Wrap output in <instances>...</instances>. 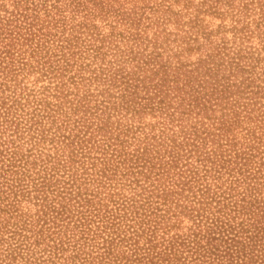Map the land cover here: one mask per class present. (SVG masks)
I'll use <instances>...</instances> for the list:
<instances>
[{
	"label": "trees",
	"instance_id": "trees-1",
	"mask_svg": "<svg viewBox=\"0 0 264 264\" xmlns=\"http://www.w3.org/2000/svg\"><path fill=\"white\" fill-rule=\"evenodd\" d=\"M114 1L10 0L12 6L9 7L0 0V87H9L10 81L16 79V68L21 70L26 65L31 66L33 61L44 67L42 73L45 77H58L61 72H52L54 64L60 59L67 60L65 52L76 39L72 32H82L76 31V27L87 24L86 20L94 14L95 8L115 13L117 18L114 19L120 23L135 12L122 3L115 7ZM212 1L216 4L222 0ZM223 1L232 3L231 0ZM240 6L249 16L245 26L253 23L256 28L264 27V0H248ZM66 8H69V14ZM65 30L67 34H64ZM252 34V31L248 32L249 36ZM55 35L58 36L54 39ZM143 40L141 34L136 33L134 44L129 48L133 55L126 53L119 64L94 66V74L89 78L100 76L104 85L94 94L78 92L77 84L84 86L82 80L87 76H68L69 81L76 80V92L66 89L63 93L74 117L42 114L48 124L53 123L55 117L60 119L50 133L43 132V127L38 133L40 126H36L39 122L36 114L49 108L50 102L36 97V106L27 118L30 120L28 130L32 124L38 129L35 144L40 140L57 141L59 148L52 145L56 153L64 149L70 139L72 151L75 149L81 157L88 156L92 160L89 167L88 162L83 164L80 161L78 175L84 176V180L91 176L90 167L95 163L96 177L102 179L104 176L98 182H102L111 195L121 193L115 190L113 181L117 173L125 179L129 175L133 177L128 181V184L134 182L130 196L121 193L122 201L114 199L117 207H130L127 210L130 220L117 224L123 225L122 230L128 235L124 232L119 237L115 232L118 242L128 241L127 248L121 257L115 256L114 264H264V147L259 148V144L264 143V88L260 83L264 77L255 70V64L247 60L250 55L242 57L241 53L252 52V46L249 45L247 50L239 47L234 54L228 55L225 62L183 68L185 63L180 59L174 65L158 59L160 52L154 49V43L148 54L143 52L144 47L139 50ZM96 54L100 53L97 51ZM126 61L131 63L129 68L123 63ZM198 61H205V58ZM48 84L55 89L49 93L62 100V78L55 84L48 80ZM89 95H94L93 101ZM3 104L5 100L2 98L0 108ZM8 107L0 110L3 122L7 119L5 115L11 112ZM143 114L154 117L149 123L151 130L147 132L142 129L143 123L132 124L140 121ZM69 121L75 126L69 128ZM108 122L116 126H110ZM4 124L0 127V135L7 128ZM238 125L245 130L242 138L232 133ZM70 129L75 132H67ZM6 142L9 140L4 138L2 144ZM43 145L37 157L43 163L49 162L54 169L53 163L59 161V154L52 155L48 146ZM90 151L92 153H88ZM15 153V150L0 147V211L9 210L18 215L15 211L16 203L20 202L16 198L17 192L22 197H34L35 204L40 206L38 217L44 215L45 221L38 229L42 233L55 223L45 224L49 223L47 220L66 216L64 203L58 202L60 197H67L68 201L73 199L80 208L87 204L88 200L78 185L81 182L76 177V168L68 166V159L61 164L60 178L56 177L53 182L59 183L57 187L61 188L56 192L51 189L49 194L45 177H37L45 166L34 170L32 166L34 168L37 164L36 159L30 158L31 165H28V154L17 156ZM55 173L51 172L50 178ZM188 192H191V200ZM95 196L97 192L89 197ZM180 198L188 199L189 203L183 205ZM167 202L191 209L189 232L168 233L167 224L162 223L165 217H169L166 215L170 208ZM123 216L128 219L126 214ZM4 219L0 215V220ZM55 225L60 228L52 229L48 234L51 242L46 240L38 247L44 238H34L25 243L24 253L21 251L16 255L14 253L21 246L14 244L8 248L9 244L0 264H11V259H19L18 256L23 263L29 261L33 264L36 251L51 264H66L60 258L69 259L74 264L72 260H77L81 249L70 242L69 235L62 236L61 224ZM140 227L148 235L141 244L137 238ZM96 228H99L98 224ZM157 229L163 230L157 233ZM52 233L55 236H51ZM0 242L4 239L0 238ZM106 242L110 244L111 238L103 240V248L98 254L77 262L89 264L95 257L99 258L97 264H102L110 253ZM69 246L73 250L64 254Z\"/></svg>",
	"mask_w": 264,
	"mask_h": 264
},
{
	"label": "rangeland",
	"instance_id": "rangeland-1",
	"mask_svg": "<svg viewBox=\"0 0 264 264\" xmlns=\"http://www.w3.org/2000/svg\"><path fill=\"white\" fill-rule=\"evenodd\" d=\"M4 1L9 7L12 6L10 0ZM65 1L67 2L68 0H64V2ZM231 2V4H228L222 0L214 4L212 0H115V7H118L117 5L121 6L122 3L123 6L134 9L135 12H131L129 18L127 17L124 20L125 22L123 21V23H120L114 19V17L117 18L115 13H105L104 9L99 10V7L95 8L94 14L86 20L87 24L83 27H76V31L82 32H72L76 39L67 51L64 49L66 51L65 55H68L67 60L63 61L60 59L58 64H54L55 69H53L52 72H61L58 77H52L50 79L49 77H45L42 73L44 67L41 68L40 64L36 65V62L33 61L31 66L26 65L21 70L16 68V79L10 81L11 84L9 87L5 89L0 87V99L3 98L5 100V104L2 105L0 110H3L7 106H10L8 108L11 110L10 114L7 113L8 115H5L7 119L4 122L7 128L2 135H0V147L3 146L8 150H15L17 156L28 154V165H31V159H36L37 164L34 168L32 166L34 170L42 168L44 165L46 169H41L40 175L37 177H45L44 181L49 184V186H47L50 191L49 194H51V189L53 192H56L55 190L57 188H61L57 187L59 183L53 182L56 177L60 178L59 175H61L62 172L61 164L64 162V159H68V166H71L72 169L76 168V177L78 178V182H81L78 183V185L83 192L82 195L86 196L88 200V202H86L87 204L81 207V209L76 206L73 199L68 201L67 197H60L58 202L64 203L66 216L57 218L56 220H47L49 223H45L51 224V222H55L59 225L61 224L62 232H60L62 236L69 235L71 238L70 242L79 246L81 250L79 251L77 260H72L73 262L75 261L74 264H79L77 261L81 262L84 258L86 259L87 256L92 257L95 256L94 254H98L103 248V240L110 238L112 242L110 244L106 242L107 246H110V248H108L110 253L106 259L102 260V264H114L113 259L115 256L118 255L121 257L123 255L125 248H127L126 244H128V241H126V243L124 241L118 242V236L115 238V232L119 237L122 236L124 232H127L122 230L123 225L118 226L117 224L120 221L122 224L123 220H130L128 215L129 212L127 211L130 207L126 208L122 205L117 207L118 203H114V199L118 200V202L122 201L121 199L123 197H121V193L125 196H130L132 193L131 187L134 182L128 184V181L133 177L129 175V178L125 179L117 173L113 181H115L116 185L115 190H119L121 193H114L111 195L110 192L107 193L108 189L103 186V183L98 182V180L104 179V176H102V179L96 177L97 174L95 172L97 167L95 163L90 167L91 170L89 172L92 174L91 176H88V178L84 180V176L78 175V172L80 173L81 171V164H86L88 162L87 166L89 167V163L92 160L88 156L81 157L79 152H75V149L72 151L73 146L69 143L70 139H67L64 149H59L56 153H54L55 150L52 149V145L59 148L60 145L56 143L57 141L40 140L38 144H35V142L38 141L34 139L39 136L37 134L38 129H34L35 124H32L29 130L27 128L30 122L27 118L31 113V109L36 106L34 99L36 97H41L50 102L47 106L49 107L47 108L49 111L47 109H45V111L41 109V111L36 114L39 121L36 126H40L38 133H40L41 127H43V132L50 133L60 119L55 117L54 122L48 124L46 116L42 114H61L63 118L65 115L70 118L74 117L71 115L68 99L63 93V90L65 91L66 89L76 92V87H74L76 80L75 82L69 81L68 76H74V78H76L77 75L81 74L88 77L82 80L84 86L77 84L79 89L78 92L94 94L98 90H101L104 86L102 84L103 81L101 82L102 77L98 76L96 79L89 78V76L94 74L92 69L94 66L109 67L113 64H119L122 60V56L124 58L126 53H130L129 48L134 44L133 41L136 33L141 34L144 38L139 50H142L144 47L143 52L148 54L154 43V49L160 52L157 56L158 59L166 61L167 63L170 62L171 65L176 64V61L180 59L185 63L182 65L183 68L196 67L201 63L216 64L225 62L228 55L234 54L239 47H243L244 50H247V47L251 45L252 52L242 51V57H245L246 54L250 55L249 58L247 57V60H251V62L255 64V70L264 77L262 73L264 71V27L256 28L253 23L250 24V26H245V21L249 19V16L247 13L242 12L240 5L241 3L248 2V0H231ZM234 4L235 6L231 7ZM68 9L69 8H66L65 11L68 12ZM0 11L2 12V8H0ZM69 13L70 12H68V14ZM67 31L65 30L64 34H67ZM249 31L253 33L251 36L248 35ZM57 36L58 35H55L54 39ZM89 42L92 45L90 44V47H87ZM95 45L99 48H92V46ZM97 51L100 54H96ZM130 55H133V53H130ZM199 58H205V61H198ZM67 62L68 64H66ZM85 62H89V64H85ZM123 63L126 64L127 68L131 65L128 61ZM221 66H223V63H221ZM61 78L63 81L61 96L64 95L61 99L64 102L53 97L52 94L49 93V90L55 89H53L54 87L52 86H48V80L50 84H55L59 82ZM260 83L263 84L264 88V80H261ZM17 94L18 97L16 98L15 96ZM89 97H91L92 101L95 98L94 95H89ZM191 120L194 122L195 118L193 117ZM153 121L154 117L150 114H143L140 121H135L136 123L134 122L132 124L136 126V124L140 125L143 123L142 129L147 132L151 130L149 123ZM4 122L0 117V127ZM69 123V128L75 126V123H73V125L71 121H69ZM108 124L113 127L116 126L114 123L111 124L108 122ZM244 125H246V123ZM113 127L112 129H114ZM69 131L71 133L75 132L74 129H70L67 132ZM244 131L242 125H238L233 128L232 133L236 135L237 138H242ZM32 132L34 135L33 137H31ZM115 134L116 132H113V135ZM129 134H132V132H129ZM4 138L9 140V142L2 144ZM42 145L48 146L52 155L59 154L57 157L59 161L53 163L55 164L54 169L49 166V162L43 163L41 159L37 157ZM259 146L261 150V148L264 147V143L261 145L259 144ZM88 153H92V151ZM71 157L73 160H71ZM80 161L82 163H80ZM97 165H100L99 162ZM53 171L57 173L50 178L49 175ZM98 183L99 185H97ZM61 184L62 183H60V185ZM95 192H97V196L94 198L89 197ZM188 196L189 200H191V192H188ZM16 198L20 199V202L16 203L17 208L15 210L18 215H14V213L11 214L9 210H7V212L0 211V215L5 217L4 220H0V238L4 239V242H0V261L4 259L5 248L9 244L8 248H12L14 244L21 246L20 250H16V253H14L15 255L21 253V251L24 253L27 247L25 243L32 241L34 238H44V241L38 244V247L43 246L46 240L49 242L52 241L50 236H48V234L52 232L51 230L60 228L56 227L57 225L54 223L51 224L49 230H43L42 233H40L38 231L39 226L45 220L44 215L38 217V209L40 206L35 204V198L22 197L18 192ZM98 198L99 200H97ZM182 199L183 198H180L183 205L189 203L188 199L185 201ZM181 202L179 201L180 204ZM167 203L170 204V208L166 212V215L169 217H165L162 223L167 224L168 227L166 228L168 233L185 234L189 232V227H191L192 223L191 209L188 206L176 207L174 206V202ZM77 208L78 212L76 211ZM80 210H82L85 215L82 214ZM123 214H126L128 219H125ZM48 215L49 214H47V216ZM99 216H101V219H99ZM97 224L99 228H96ZM161 230L163 229H157V233H160ZM138 233L139 236L137 238L141 244L148 235L145 231L141 230V227ZM111 234L112 237L110 236ZM126 234L128 235V232ZM53 235L55 236L54 233L51 234V236ZM31 246H33V244H31ZM71 249L73 250V247L69 246L68 249L64 251V254H69ZM33 256L36 258V262L33 264H51L48 260H43L44 256L39 251L34 252ZM18 257L19 259H11V264L23 263L24 260H21L20 256ZM122 259L124 260V258ZM60 260L66 264H73L69 259L60 258ZM92 260L93 261L90 260L91 262L89 261V264H97L99 262V258L94 257ZM23 264H29V261Z\"/></svg>",
	"mask_w": 264,
	"mask_h": 264
}]
</instances>
